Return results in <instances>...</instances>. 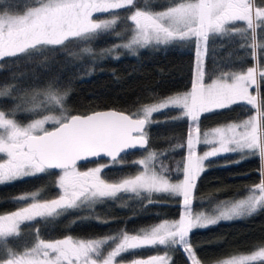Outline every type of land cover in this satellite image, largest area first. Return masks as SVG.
<instances>
[{
    "label": "snow or ice",
    "instance_id": "snow-or-ice-1",
    "mask_svg": "<svg viewBox=\"0 0 264 264\" xmlns=\"http://www.w3.org/2000/svg\"><path fill=\"white\" fill-rule=\"evenodd\" d=\"M37 6H24L23 13L12 12L11 6L0 4V59L20 55L40 54L45 48L63 46L77 40L87 42L100 32H107L117 23L115 17L106 20L93 19L94 13H109L111 10L129 9L126 19L133 25L126 43L115 48L134 50L136 47L166 45L174 41L194 40L196 46V78L191 91L177 93L163 100L145 105L138 114L106 111L88 115H66L64 100L67 92H61L50 83L41 91L22 98L28 105L23 111L34 115L59 110L60 115H41L26 125L14 118L16 109L0 110V183L11 182L24 176L45 173L49 169H60L57 184L61 190L58 198L39 200V193L20 196L13 200L23 202L31 199L26 207L0 215V264H118L117 258L145 247L181 246L190 264H202L189 235L193 229L205 228L221 220L250 216L264 208V67L255 63L240 72L221 73L205 83L203 54L206 52L209 34H245L250 32L253 58L256 49L264 44L256 42L257 28H264V0L257 5L255 0H170L161 11L150 10L149 0L137 7V0H33ZM235 22H244V28H235ZM119 33L117 37H119ZM83 52L91 53L90 48ZM13 86L0 88V97L10 95ZM255 94H253V91ZM238 102L251 106L255 115L239 123H230L205 133L203 143L212 145L210 151L197 155L201 132L198 121L202 114L214 109H223ZM17 105V109H19ZM173 107L188 118L194 128L187 135V156L183 163V179L172 182L163 173L149 167L157 154L134 163L143 165L144 171L121 178L116 182L103 179L101 172L108 165H100L87 171H79L77 162L101 154L113 161L128 149L147 145L145 126L151 123L153 113ZM135 116V118H134ZM52 123L51 130L45 127ZM210 137V138H209ZM218 145V146H217ZM247 151L260 160L259 183L248 189V195L223 207L213 209L215 214L197 212L193 214L192 202L203 161L220 153ZM144 192L166 193L182 198L183 212L179 219L163 222L129 234L120 230L117 235L97 239L44 240L39 238L31 248L18 253L7 247V240L19 235L25 222L37 218H55L69 209L81 205L91 207L106 198H116L119 193ZM110 250L103 251L110 245ZM264 262V246H257L250 254L233 255L222 264H254ZM130 264H171V258L151 256L134 259Z\"/></svg>",
    "mask_w": 264,
    "mask_h": 264
},
{
    "label": "trees",
    "instance_id": "trees-1",
    "mask_svg": "<svg viewBox=\"0 0 264 264\" xmlns=\"http://www.w3.org/2000/svg\"><path fill=\"white\" fill-rule=\"evenodd\" d=\"M255 2L261 4V0ZM0 4L5 7L10 5L9 10L14 13L23 12L25 5H35L33 0H0ZM149 4L150 10L157 11L168 7L170 0H149ZM136 6L142 7L143 0H137ZM128 15L129 9L97 13L95 17H115L117 23L112 29L98 33L87 42L71 40L63 46L45 48L40 54L0 59V88L13 86L9 96L0 97V110L9 112L16 109V115L12 118L17 122L32 120L37 115L23 111L28 105L23 103L22 98L43 90L50 83L61 92H67L63 102L67 115L106 108L120 109L133 115L147 104L189 89L194 82V40L149 45L133 54L128 50H121L118 54L105 51L120 40L117 34L129 26ZM234 27L244 28L245 25L244 22H235ZM252 42L250 32L209 34L203 56L204 82L227 71L246 70L257 62L264 67V49H256L258 59L254 60ZM256 42L264 44V28H257ZM84 48H90L92 52L85 53ZM260 90L264 94V81H261ZM178 110L169 107L153 113L151 123L144 131L148 139L145 148L123 153L115 161L102 158L78 166L108 165L103 168L101 176L108 182H114L139 169L140 165L134 163L137 156L154 151L157 157L152 166L158 173L163 166L166 169L163 174L168 178H182V167L187 156V135L194 125L186 117L178 118L182 117L178 115ZM254 113L251 106L238 102L202 114L198 126L203 131L240 121ZM206 146L202 144L198 147ZM259 168L258 156L247 151L220 153L207 158L197 180L192 211L212 209L223 199L247 195L248 189L261 179ZM57 175L58 171L49 169L45 173L0 183V215L26 207L31 200L16 203L13 200L30 192H38L41 201L54 199L58 195ZM182 211L181 197L155 192L151 196L142 192L139 197L134 193H119L116 198H106L91 207L83 205L55 218L25 222L20 226L19 235L7 240V247L18 253L31 248L37 230L39 238L44 240L67 236L84 240L104 238L117 235L120 230L134 234L148 224L178 217ZM189 239L204 264L227 256L251 253L257 246H264V208H259L250 216L221 220L205 228L193 229ZM0 251H3L2 247ZM166 251L171 255V264H190L181 246L145 247L124 254L119 261L125 264L134 259L163 256Z\"/></svg>",
    "mask_w": 264,
    "mask_h": 264
},
{
    "label": "rangeland",
    "instance_id": "rangeland-1",
    "mask_svg": "<svg viewBox=\"0 0 264 264\" xmlns=\"http://www.w3.org/2000/svg\"><path fill=\"white\" fill-rule=\"evenodd\" d=\"M33 6H37V5L35 4V5H33ZM164 9H165V8H164ZM161 10H163V9H161ZM161 10H157V11H161ZM21 13H23V12H21ZM96 15H97V13H94V14H93V19H97V20H106V19H100V18H98V17H95ZM132 27H133V25H132L131 23H129V26L123 28V30L120 32V40H119L118 42L114 43V45L126 43V42L128 41V39L130 38V36H131V29H132ZM114 45L110 46L109 49H112ZM139 48H141V47H136L134 50H130V49H124V48H122V47H119V48H115V50H114V51H111V52H112V53L114 52V54H118L121 50H128L130 53L133 54V53H135ZM203 56H204V54H203ZM202 59H203V57H202ZM228 72H235V71H227V72H224V73H228ZM219 75H220V74H219ZM219 75H218V76H219ZM218 76H216V77H218ZM216 77H215V78H216ZM195 78H196V58H195V65H194V81H195ZM210 82H211V81H209V82H205V83H210ZM191 87H192V86H191ZM191 87H190L189 89H187V90H184V91H179V92L171 93V94L165 96L164 98H167L168 96H171V95H174V94H177V93L189 92V91H191ZM252 91H253V90H252ZM253 94H255V91H253ZM164 98H162V99H160V100H158V101L152 102V103H150V104H153V103L159 102V101L163 100ZM147 105H149V104H147ZM27 107H28V106H27ZM141 110H142V109H141ZM49 114L59 116L61 113H60V111L57 109V110H54V111H52V112H45V113H42V114H40V115H37V116H36L35 118H33V119H38V118H41V115H49ZM65 114L67 115V111H66ZM134 114H138V113H134ZM255 114H256V113L251 114V115H248V116H246L244 119H242V120H240V121L229 122V123H226V124L217 125V126H214V127L208 128V129H206V130L200 131V132H201V141H202V142L196 146V153H197V155H203V153H204L205 151H210V150H211L212 145H207L206 147L201 148V149L198 147L199 145H202V144L204 145V144H205V143H203V140L205 139V133H210L214 128H217V127H223V126H226V125H228V124H230V123H239V122H241V121H243V120L248 119L250 116H254ZM178 115H179V116H182V112H181L180 110H178ZM33 119H32V120H33ZM32 120H29V121H27V122H23V123H22V122H18V123L21 124V125H26L27 123L31 122ZM49 125L52 126V123L49 122V124H46L45 127L48 128ZM193 128H194V127H193ZM209 138H210V137H209ZM217 146H218V145H217ZM149 152H150V151H146L145 153H143V154L137 156L136 160L139 161V160H141V159H144L145 157L148 156ZM0 156H1L0 160L6 159V156H5L4 154H0ZM99 164H100V163H99ZM102 164H103V163H102ZM102 164H100V165H102ZM203 164H204V161H203ZM100 165L95 164V165H91V166L84 167V168H81V167L77 166V169H78L79 171H87V170L90 169V168L98 167V166H100ZM149 167H150V169L153 168V166H152V162L150 163ZM143 171H144V166H143V165H140L139 169H138L136 172H134V173H132V174H130V175L124 176V177L135 176V175H137V174H139V173H141V172H143ZM61 174H62V172H61V170H59V171H58V175H57V181H58V178H59V176H60ZM124 177H121V178H124ZM121 178H119L118 180H120ZM169 179H170V178H169ZM180 179H183V177L180 178ZM180 179H175V180L170 179V180H171L172 182H176V181H178V180H180ZM118 180H116V181H118ZM116 181H114V182H116ZM57 185H58V184H57ZM35 192H36V191H35ZM31 193H33V192H30V193H28V194H26V195H24V196H30ZM60 194H61V190L59 189V186H58V195H57L55 198H58ZM247 195H248V194H247ZM247 195L242 196V197L233 198V199H223V200L220 201L218 204H216L212 209L196 210V211H193V214H195V213H197V212H204V213H206V214H215V213L213 212V209H215L217 206H221V207H223V206H225V205L231 204L232 202H235V201H237V200L243 199V198H245ZM55 198H54V199H55ZM30 200H31V199H29V201H30ZM31 202H32V200H31ZM81 206H83V205H81ZM84 206H88V205H84ZM182 212H183V211H182ZM181 214H182V213H181ZM181 214H180V215H181ZM180 215H179V216H180ZM179 216H178V217H175V218H166V219L159 220V221H157V222H154V223L148 224L147 226L142 227L141 229H143V228H148V227H150V226H154V225H156V224H159V223L163 222L164 220H168V221L177 220V219H179ZM108 237H110V236H108ZM74 239H76V238H74ZM96 239H97V238H96ZM86 240H88V239H86ZM110 246H111V242H110V245H106V246H104L103 251H104L105 254H106L107 251L110 250ZM165 253H167V255H168L169 257H171V255H170V253H169L168 251H166ZM243 254H250V253H243ZM164 255H165V254H164ZM238 255H240V254H238ZM155 256H158V255H155ZM231 257H232V256H227V257L221 258V259H219V260L213 261V262L208 263V264H222L223 261L228 260V259H231ZM119 258H120V257L117 258L118 264H120V262H121V261H119ZM130 262H131V260L128 261V262H126L125 264H130ZM202 264H204V263H202Z\"/></svg>",
    "mask_w": 264,
    "mask_h": 264
},
{
    "label": "water",
    "instance_id": "water-1",
    "mask_svg": "<svg viewBox=\"0 0 264 264\" xmlns=\"http://www.w3.org/2000/svg\"><path fill=\"white\" fill-rule=\"evenodd\" d=\"M106 111L124 112L125 114H129V115H131L130 113H128V112H126V111H123V110H120V109H116V108L99 109V110L90 111V112H88V113H74V114H71V115H81V116H83V115L91 114V113H93V112H106ZM71 115H69V116H71ZM134 118H135V116H134ZM146 126H147V125H146ZM146 126H145V128H146ZM52 127H53V126H52ZM52 127L48 128V129L51 130ZM144 131H145V129H144ZM147 141H148V139H147ZM147 144H148V142H147ZM145 147H146V145L143 146V147H139V146H138L137 148H134V149H128V150H126V151L123 152V153L129 152V151H137V150H141V149H143V148H145ZM123 153H121L117 158H119ZM102 158H104V159H108V160H112V158L107 157V156L101 154V156H99V157H89V158H87V160H84V161H78L77 164L84 163V162H87V161H92V160L102 159ZM117 158H116V159H117ZM54 170L59 171L60 169H54Z\"/></svg>",
    "mask_w": 264,
    "mask_h": 264
},
{
    "label": "flooded vegetation",
    "instance_id": "flooded-vegetation-1",
    "mask_svg": "<svg viewBox=\"0 0 264 264\" xmlns=\"http://www.w3.org/2000/svg\"><path fill=\"white\" fill-rule=\"evenodd\" d=\"M77 166H78V164H77Z\"/></svg>",
    "mask_w": 264,
    "mask_h": 264
}]
</instances>
